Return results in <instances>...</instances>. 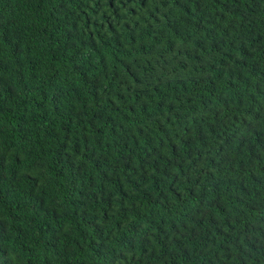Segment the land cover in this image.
Returning a JSON list of instances; mask_svg holds the SVG:
<instances>
[{"label":"trees","instance_id":"trees-1","mask_svg":"<svg viewBox=\"0 0 264 264\" xmlns=\"http://www.w3.org/2000/svg\"><path fill=\"white\" fill-rule=\"evenodd\" d=\"M0 264H264V0H0Z\"/></svg>","mask_w":264,"mask_h":264}]
</instances>
